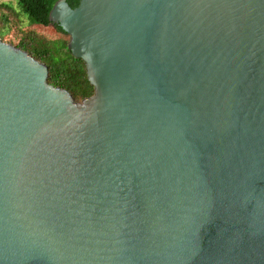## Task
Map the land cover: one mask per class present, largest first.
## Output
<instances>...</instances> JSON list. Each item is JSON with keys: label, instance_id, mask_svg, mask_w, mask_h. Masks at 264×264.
<instances>
[{"label": "water", "instance_id": "95a60500", "mask_svg": "<svg viewBox=\"0 0 264 264\" xmlns=\"http://www.w3.org/2000/svg\"><path fill=\"white\" fill-rule=\"evenodd\" d=\"M49 20L94 93L0 39V264H264V0Z\"/></svg>", "mask_w": 264, "mask_h": 264}, {"label": "trees", "instance_id": "16d2710c", "mask_svg": "<svg viewBox=\"0 0 264 264\" xmlns=\"http://www.w3.org/2000/svg\"><path fill=\"white\" fill-rule=\"evenodd\" d=\"M58 0H16L22 11L43 26L44 31L32 27L19 30L18 37L8 38V42L29 53L48 68L47 82L54 87L67 90L78 102L93 95L94 87L87 78L86 66L81 58L72 55L68 48L69 35L59 24L49 20V13ZM80 0H66L75 8ZM1 8L10 9L9 4L0 3ZM7 29L11 25L8 18ZM2 37H0L1 39ZM2 40V39H1Z\"/></svg>", "mask_w": 264, "mask_h": 264}, {"label": "rangeland", "instance_id": "374dc122", "mask_svg": "<svg viewBox=\"0 0 264 264\" xmlns=\"http://www.w3.org/2000/svg\"><path fill=\"white\" fill-rule=\"evenodd\" d=\"M0 3L9 4L10 9L1 8L0 5V37L2 41L9 43L8 38L18 37L19 30L32 27L37 31H44L43 26L33 23L32 20L22 11L16 0H0ZM11 25L7 29V20ZM11 44V43H10Z\"/></svg>", "mask_w": 264, "mask_h": 264}]
</instances>
